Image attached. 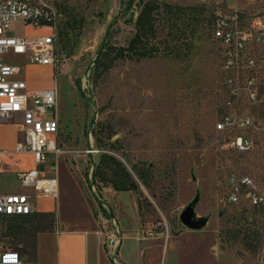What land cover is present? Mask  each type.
Returning a JSON list of instances; mask_svg holds the SVG:
<instances>
[{"label":"rangeland","instance_id":"374dc122","mask_svg":"<svg viewBox=\"0 0 264 264\" xmlns=\"http://www.w3.org/2000/svg\"><path fill=\"white\" fill-rule=\"evenodd\" d=\"M180 6L204 5L208 14L238 12L244 27L256 17L264 20V0H158ZM127 0H58L60 28L68 14L83 17L84 24L72 55L59 53L61 63L54 69L60 117V154L50 155L46 171L56 167L63 200V212L84 220L87 213L80 189L95 187L99 198L107 195L93 184L95 165L103 153H111L129 168L143 161L153 168L150 185L142 186L154 212L142 226L135 198L117 193L111 204L113 217L122 228L120 254L125 264H218L216 255H231L239 264H264V206L255 207L243 200L228 201L229 180L249 177L264 192V44H253L249 54L257 68L242 76L256 75L259 98L230 97L226 83L224 48L213 38L212 28L198 32L190 62L158 58L118 62L108 76L97 78L94 65L102 44L109 40L126 45L135 33L140 11L137 0L127 9ZM15 35L36 38L43 30L15 24ZM164 35L161 34L160 38ZM62 54L66 60H62ZM5 61L23 65L22 58L8 53ZM25 71H23L24 74ZM250 117L257 129L217 130L225 115ZM21 114L12 119L16 123ZM110 125L123 146V153L99 149L93 134L98 124ZM253 141V148L241 152L232 147L237 136ZM24 141V135H20ZM7 159L0 166V194L24 193L15 176L3 174ZM22 164V163H20ZM51 166V167H50ZM174 180V186H170ZM111 188V187H106ZM191 206L194 221L203 227L193 230L181 222ZM111 210V211H112ZM242 210L260 228L262 243L250 251L239 242L229 245L219 235L221 227L232 225ZM0 247H12L2 236ZM159 230L162 232L157 233ZM137 239V240H136ZM213 251V252H212Z\"/></svg>","mask_w":264,"mask_h":264},{"label":"built area","instance_id":"2783aa9c","mask_svg":"<svg viewBox=\"0 0 264 264\" xmlns=\"http://www.w3.org/2000/svg\"><path fill=\"white\" fill-rule=\"evenodd\" d=\"M60 16L58 0H0V127L21 114V120L15 124L24 135V141L17 144L13 153L0 151V166L4 159L15 158L23 166L10 172L20 184L32 190L36 197L52 199L59 195L57 170L52 167V174L48 175L45 163L50 155L60 154L58 90L56 87L29 89L27 82L19 78L21 67L6 62L4 57L11 52L31 64L56 69L61 63L58 37ZM15 24L34 27L45 33L36 38L18 36L12 31ZM213 36L224 48L223 70L230 97L238 99L245 96L257 101L258 77L251 75L244 81L241 77L257 68V60L249 54V49L253 44H264V20L256 17L246 28L238 12L232 15L218 12ZM62 55L65 61L67 56ZM233 128L256 130L257 126L252 118H238L236 113L225 115L217 124V130ZM232 147L246 152L253 148V141L239 135L232 141ZM228 183L230 203L237 205L245 200L255 207L264 206V192L249 177H232ZM90 192L95 197V187ZM32 196L26 193L0 194V218L33 213ZM100 232L111 263L121 264L119 249L122 232L116 218H101ZM0 264H24V259L18 251L0 247Z\"/></svg>","mask_w":264,"mask_h":264},{"label":"trees","instance_id":"16d2710c","mask_svg":"<svg viewBox=\"0 0 264 264\" xmlns=\"http://www.w3.org/2000/svg\"><path fill=\"white\" fill-rule=\"evenodd\" d=\"M137 0H127V9H131ZM140 11L135 21L134 36L126 45H116L106 40L98 53L94 65V75L97 78L108 76L118 62L127 60L168 59L187 64L191 61L195 39L201 29L208 27L213 30L216 15L208 14L204 5L180 6L158 0H138ZM84 24L83 17L68 14L62 27L58 28L59 50L67 56L72 55ZM164 36L160 38V35ZM214 38V36H213ZM93 134L99 149L110 152L123 153V146L119 140H113L115 132L110 125L98 124ZM153 168L146 162L139 161L130 164V168L117 156L103 153L95 165L93 184L101 191L111 187L115 192H131L137 197L138 213L142 226L147 215L154 212L152 204L144 195L142 186L150 185ZM171 180L170 186H174ZM242 210L236 222L225 224L219 231L229 245L239 242L250 251H257L261 247L262 236L260 228ZM4 225L2 236L12 239V247L22 256L28 249L34 248L36 236L39 233L53 232L56 225V215L47 212H33L24 216H7L0 218ZM162 232L159 230L157 233ZM24 264H36L34 255H28Z\"/></svg>","mask_w":264,"mask_h":264},{"label":"crops","instance_id":"0c3cea01","mask_svg":"<svg viewBox=\"0 0 264 264\" xmlns=\"http://www.w3.org/2000/svg\"><path fill=\"white\" fill-rule=\"evenodd\" d=\"M22 61L24 64L18 65L22 69L19 78L27 82L29 89L42 90L54 87L57 88V81L54 80L53 67L34 65L25 58H22ZM23 71H25L24 74ZM57 116L60 123L58 112ZM21 134L16 124L11 120L2 125L0 127V151L13 153L17 144L21 141ZM6 161L7 167L12 168L11 170L23 166L20 164L21 162H18L15 158L7 159ZM11 170L6 168L2 173L14 176V174L10 172ZM45 172L48 175L52 174L51 169L50 171H46L45 168ZM58 182L59 195L56 199L36 197L34 192L30 189L24 192L33 195L32 206L34 212L54 213L57 219L53 232L39 233L36 236L34 248L28 249L27 253L22 256L24 262L28 259V255H34L36 264H112L103 245L100 231L101 218H108L115 215L114 211L111 209V204L113 199L118 195L117 192L112 188H104L107 195L103 193L104 197L102 199L99 198L97 194V202L94 197H92L91 200L89 194L80 189L81 200L87 213V217L82 220L80 218H72L62 211L64 203L62 200L59 178ZM128 193L134 196L136 208L138 210L136 195L131 192ZM118 225L122 232L119 220ZM121 246L122 241L119 249V258L121 264H125L120 254ZM212 254L216 258L218 264H239L231 255H216L214 252Z\"/></svg>","mask_w":264,"mask_h":264},{"label":"water","instance_id":"95a60500","mask_svg":"<svg viewBox=\"0 0 264 264\" xmlns=\"http://www.w3.org/2000/svg\"><path fill=\"white\" fill-rule=\"evenodd\" d=\"M194 212L191 206H189L181 215V222L184 226L193 230H198L203 227V223L200 221H194Z\"/></svg>","mask_w":264,"mask_h":264}]
</instances>
